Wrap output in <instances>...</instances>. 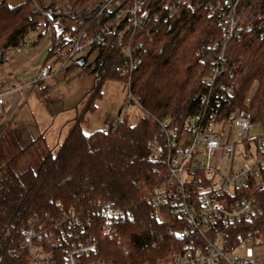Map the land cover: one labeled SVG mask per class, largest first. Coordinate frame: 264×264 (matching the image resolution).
<instances>
[{
    "label": "trees",
    "instance_id": "16d2710c",
    "mask_svg": "<svg viewBox=\"0 0 264 264\" xmlns=\"http://www.w3.org/2000/svg\"><path fill=\"white\" fill-rule=\"evenodd\" d=\"M36 1L42 7L63 6L75 12L63 19L61 35L67 31L75 35L73 25L78 29L85 24L96 27L89 7L99 0ZM172 1L176 0H141L152 14ZM215 1L179 0L165 19L158 21L152 15L135 32L132 46L139 45L135 51L140 52L141 61L129 74L118 70L121 65L127 67L129 59L116 33L108 35L106 45L90 47L88 51L96 50L90 66L95 81L63 140L39 154L35 168L19 170L0 154V264H32L24 243L29 227L36 231L33 245L52 252L57 264H64L65 251L72 243L95 242L97 250L89 257L109 264H154L157 258L188 243V238L179 234L188 220L163 208L162 218L157 217L147 198L149 188L165 178L164 164L151 158L148 144L156 138L162 140L159 121L168 119L181 128L201 107L208 68L202 58L212 42L226 41L229 71L238 83L233 102L247 108L254 121L264 123V23L255 21L240 36L227 37L226 23L211 9ZM257 1L261 4L255 5L254 11H264V0ZM48 26L49 19L32 0L15 4L0 0V64L5 52L25 42L29 31L40 30L37 41ZM54 39L52 33L53 43ZM69 43L64 37L53 49L62 51ZM73 65L78 63L73 60ZM128 75L129 95L124 105L136 103L142 114L130 122L123 113L107 129L85 133L81 127L84 114L95 108L103 82L108 78L126 82ZM252 83L256 88L244 104ZM235 195L254 197L261 212L223 228L227 249L248 234H264V171L260 179L253 178ZM106 201L130 208L134 216L112 220L106 232L102 216L87 223L90 206ZM74 215L80 223L71 224Z\"/></svg>",
    "mask_w": 264,
    "mask_h": 264
},
{
    "label": "built area",
    "instance_id": "2783aa9c",
    "mask_svg": "<svg viewBox=\"0 0 264 264\" xmlns=\"http://www.w3.org/2000/svg\"><path fill=\"white\" fill-rule=\"evenodd\" d=\"M32 1L49 19L54 43L59 44L67 33L69 47L62 51L54 50L51 40L33 76L23 84L0 87V104L5 102L7 94L22 86L45 90V80L56 72L54 65L57 61L60 62L58 69H61L84 50L106 45L111 33H116L123 41L122 51L129 59L127 67L121 65L118 70H127L129 74L141 61L140 52L135 51L139 45L132 46L136 30L146 25L152 15L158 21L160 17L165 19L167 14L171 15L179 0L163 3L154 14L141 0H99L89 7L91 21L95 20L96 27L91 29L89 24H85L78 29L73 25V31L77 32L75 35L71 31L60 34L63 19L74 16V11L63 6L42 7L36 0ZM255 1L213 2L211 9L226 23L227 37L240 36L255 21L264 23V11H254L255 5L259 6L261 2ZM262 8L264 10V5ZM225 43L212 42L202 58L208 63V68L206 90L201 95L199 110L188 116L181 128L171 125L168 119L159 121L162 140L156 138L148 144L151 158L164 164L165 178L149 188L147 198L154 205L157 217L162 218L164 210L188 220V224L179 230L181 237L188 238V243L157 258L154 264H257L253 248L257 243H264V234H248L233 248L227 249L224 235V227L240 220H250L261 212L254 197L237 196L235 193L250 184L253 178L261 177L264 171V123H261V133L255 138L253 152L250 149L249 128L254 120L247 108L233 102L238 83L233 79V72L229 71ZM129 82L128 75L127 88ZM249 101L250 96H246L243 102L248 104ZM238 158L244 161L238 163ZM89 212L87 223L94 216H102L106 221L105 232L112 220L134 216L130 208L107 201L91 205ZM69 221L71 224L80 223L75 215ZM35 235V228L29 227L24 242L32 263L57 264L52 252L33 245ZM246 242L248 245L241 246ZM237 248L243 249V252H237ZM96 250L95 242L72 243L65 251L64 264H109L89 257Z\"/></svg>",
    "mask_w": 264,
    "mask_h": 264
},
{
    "label": "rangeland",
    "instance_id": "374dc122",
    "mask_svg": "<svg viewBox=\"0 0 264 264\" xmlns=\"http://www.w3.org/2000/svg\"><path fill=\"white\" fill-rule=\"evenodd\" d=\"M9 4H15L22 0H7ZM58 30V27L56 28ZM44 34L40 37L38 43L35 39L38 30L29 31L25 37V42L20 47H28L20 52L24 59V64L28 67L38 54V49L44 43H49L52 40L54 31L50 26L43 30ZM68 37V34H65ZM10 50L7 51V56ZM79 56L85 57L83 66H70L71 61L66 63L64 67L58 69L60 62L55 63V70L46 80V89L41 91L34 86H22L18 89H27L31 87L30 93L21 103L13 105L8 110V119H10V129L7 132L0 130V150L4 148L3 156L12 165L22 169L27 166L33 168L38 165V155L34 150L41 147L40 137H36L24 149H30L29 153H21V144L24 145L30 141V136L34 134V129L39 128L43 134V138L47 143V149H54L63 140L67 129L72 123L78 110L81 109L87 97V93L94 84V74L90 71V66L96 56V50H84L74 57L75 60ZM9 61V60H7ZM69 66V68H68ZM8 65L3 62L1 69L4 70V75L8 74ZM50 79V80H49ZM50 81V83L48 82ZM34 87V89H32ZM256 88V83H252L248 96H251ZM128 97V88L126 82L115 79H106L101 86L99 97L94 100L95 108L88 110L84 114V120L81 127L85 133H89L95 129H107L108 126L115 124L117 119L125 113L130 122L142 114V110L136 103L124 105L125 99ZM6 103V102H5ZM48 109H52L55 113L51 116ZM22 125L24 131L21 135L16 133L19 131L17 126ZM62 130V131H61ZM261 121L255 120L249 128L250 149L254 152L255 138L261 133ZM61 131V133H60ZM16 138L13 141L12 139ZM5 146V147H4ZM46 150H40V154ZM238 163L244 161L243 158H238ZM257 179H260L258 177ZM248 243H243L241 246H246ZM242 253L243 249H235ZM253 255L256 263L264 262V243H257L253 248ZM32 261V260H31ZM33 264V263H32Z\"/></svg>",
    "mask_w": 264,
    "mask_h": 264
},
{
    "label": "crops",
    "instance_id": "0c3cea01",
    "mask_svg": "<svg viewBox=\"0 0 264 264\" xmlns=\"http://www.w3.org/2000/svg\"><path fill=\"white\" fill-rule=\"evenodd\" d=\"M38 32H40V30ZM39 39L37 41H34V42L38 43ZM47 45H48V43H44L41 47H39L37 56L32 61L31 65L28 67L24 64V62H23L24 59H23V57H21V54H20V52L22 50H26L28 47L26 48V47L18 46L16 48L10 49L8 56H7V52H5V59L3 60V62H6V64L9 67L8 69H10L11 71H8L7 72L8 74L4 75L5 69L0 70V87L7 85V84H10L13 86L20 85V84H23L25 81H27V79H29L31 76H33L36 72L38 61L43 57L44 51H45V48ZM7 60H9V61H7ZM3 62L0 64V66H2ZM49 80H48V82L50 83ZM30 88L31 87H28L26 90L25 89H14L11 93H9L5 96V102L6 103L4 102V103L0 104V130H2V132H7L10 129V119H8L9 116L7 115L9 108L12 107L13 105L21 103L23 101V99H26L30 93V90H31ZM32 89H34V87H32ZM48 110H49V113L51 116L55 115V113L52 109H48ZM17 128L19 131L16 134L21 135L24 131V127L19 124V126H17ZM34 130H36V131H34V134L32 136H30V141L24 145L21 144V148H23L22 150H20L21 153L32 154V152L28 151V150H30L29 148L24 149V147H26L29 143H31V141H33L36 137H40L41 140H43L40 144L41 147L39 149L43 150V151L47 149V143L43 138L42 132H40L39 128H36ZM61 131H60V133H61ZM15 139L16 138L13 137L12 140L14 141ZM15 141H17V140H15ZM40 150L36 149L34 151L36 153L40 154ZM0 154H1V156H5L4 148H3V150H0ZM5 160H7V159H5Z\"/></svg>",
    "mask_w": 264,
    "mask_h": 264
},
{
    "label": "water",
    "instance_id": "95a60500",
    "mask_svg": "<svg viewBox=\"0 0 264 264\" xmlns=\"http://www.w3.org/2000/svg\"><path fill=\"white\" fill-rule=\"evenodd\" d=\"M75 61L78 63V65L83 66L85 63V58L84 56H79L75 59Z\"/></svg>",
    "mask_w": 264,
    "mask_h": 264
}]
</instances>
